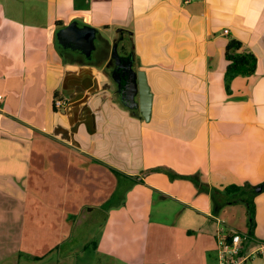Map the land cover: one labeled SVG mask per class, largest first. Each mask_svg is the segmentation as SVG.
<instances>
[{"label": "crops", "instance_id": "0c3cea01", "mask_svg": "<svg viewBox=\"0 0 264 264\" xmlns=\"http://www.w3.org/2000/svg\"><path fill=\"white\" fill-rule=\"evenodd\" d=\"M74 21L97 30L90 55L58 42ZM232 39L253 75L227 77ZM115 46L147 74L149 121ZM263 183L264 0H0V264H219V230L264 241Z\"/></svg>", "mask_w": 264, "mask_h": 264}, {"label": "water", "instance_id": "95a60500", "mask_svg": "<svg viewBox=\"0 0 264 264\" xmlns=\"http://www.w3.org/2000/svg\"><path fill=\"white\" fill-rule=\"evenodd\" d=\"M96 33L97 30L91 26H80L77 21L71 22L68 26L60 29L57 33L59 44L67 47H75L76 45L84 48L86 55L96 48ZM75 44V46H74ZM116 47L114 53L116 54ZM132 58V57H131ZM130 70V85L131 89L127 96L122 94V101L130 108H140L143 118L147 121L151 118L152 110V93L147 80L145 71L136 72L133 68L132 60L129 63ZM128 100L130 102H128ZM264 190V183L258 186L255 191L261 192Z\"/></svg>", "mask_w": 264, "mask_h": 264}, {"label": "trees", "instance_id": "16d2710c", "mask_svg": "<svg viewBox=\"0 0 264 264\" xmlns=\"http://www.w3.org/2000/svg\"><path fill=\"white\" fill-rule=\"evenodd\" d=\"M243 44L235 39L229 41L226 47V59L228 61V66L226 70V75L229 79H232L239 75L251 76L255 73L257 68V57L251 52H240ZM114 172L119 176L123 177L125 174L114 170ZM172 174V173H170ZM193 181L196 184H200L197 176L193 177ZM250 189V198L252 199L254 195H256L255 187H251ZM244 190L243 187H239L236 185H232L226 188L227 192H242ZM249 191V190H248ZM248 215L250 217L251 225H254V217H255V204L253 200H248Z\"/></svg>", "mask_w": 264, "mask_h": 264}, {"label": "built area", "instance_id": "2783aa9c", "mask_svg": "<svg viewBox=\"0 0 264 264\" xmlns=\"http://www.w3.org/2000/svg\"><path fill=\"white\" fill-rule=\"evenodd\" d=\"M225 33L228 31L226 30ZM53 105L56 110H64L67 103L63 99L55 98ZM245 239L246 236L240 232L219 230L217 233L219 264H244L254 257H264V241L259 242L253 249L245 251L243 247Z\"/></svg>", "mask_w": 264, "mask_h": 264}, {"label": "flooded vegetation", "instance_id": "af4514ba", "mask_svg": "<svg viewBox=\"0 0 264 264\" xmlns=\"http://www.w3.org/2000/svg\"><path fill=\"white\" fill-rule=\"evenodd\" d=\"M118 49H122L121 47ZM117 52V51H116ZM122 52V53H121ZM120 53H116V59H114L112 65L110 66V71L112 75L117 80V87L119 90V94L122 96H127L128 91L131 89L130 85V70H129V63L131 58V54L128 51L121 50ZM133 63V60H132ZM128 102H130L128 100Z\"/></svg>", "mask_w": 264, "mask_h": 264}, {"label": "rangeland", "instance_id": "374dc122", "mask_svg": "<svg viewBox=\"0 0 264 264\" xmlns=\"http://www.w3.org/2000/svg\"><path fill=\"white\" fill-rule=\"evenodd\" d=\"M122 50V49H121ZM121 50L120 49H118V47H116V51H117V53H120L121 52ZM113 52H114V48H113ZM122 53V52H121ZM226 216L227 217H230L231 219H235V222L237 223V224H240V225H242L241 224V220H242V218H241V216H240V214H232V213H226ZM247 217H248V219H247V221H246V223H248V226H249V228H245V229H241V231H243L244 232V234H249V231H250V227H252V225H251V221H250V217H249V215H247ZM253 222L255 223V217H254V220H253ZM233 226V225H232ZM236 227H240V226H236ZM80 247V246H79ZM82 251V250H81ZM84 251V250H83ZM86 251V250H85ZM80 252V251H79ZM92 256V251H86V252H84L83 254H80L79 255V253L77 254V260H75V264H112V262L110 261H108V259H106V258H104L103 256H102V258L101 257H91ZM259 257H254V258H252V259H250V260H248L247 262H245L244 264H248V263H250L251 262V260H254V259H258ZM77 261V262H76Z\"/></svg>", "mask_w": 264, "mask_h": 264}]
</instances>
